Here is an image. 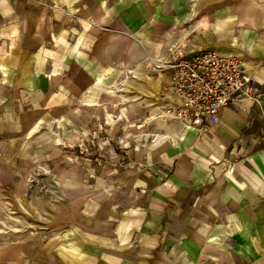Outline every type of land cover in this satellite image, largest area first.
Instances as JSON below:
<instances>
[{
  "label": "crops",
  "instance_id": "crops-1",
  "mask_svg": "<svg viewBox=\"0 0 264 264\" xmlns=\"http://www.w3.org/2000/svg\"><path fill=\"white\" fill-rule=\"evenodd\" d=\"M178 39L240 55L264 92V0H0V137L65 164L87 109ZM123 144L95 173L61 167L57 227L14 264H264V103Z\"/></svg>",
  "mask_w": 264,
  "mask_h": 264
},
{
  "label": "rangeland",
  "instance_id": "rangeland-1",
  "mask_svg": "<svg viewBox=\"0 0 264 264\" xmlns=\"http://www.w3.org/2000/svg\"><path fill=\"white\" fill-rule=\"evenodd\" d=\"M184 45L183 41L173 42L167 55L161 57L169 56L170 48L173 47L176 53L182 52L186 47ZM153 59L155 57L149 56L142 63L145 64L142 72L150 75L153 80L161 79L163 87L158 96H146L144 85H139L135 75L129 73L142 64L124 69L118 83L110 88L101 103L87 109L90 112L86 116L87 125L91 127L86 125L84 141L75 144L65 141L58 146L59 157L63 156L65 164L52 159H35L40 156L25 137H0V264H14L19 251L28 248L30 243L34 245V241H40L43 246L50 234L46 235L47 229L57 227L54 214H57L58 207L64 205L58 175L61 167L80 166L95 173L98 167H102L99 159L104 162L110 159L111 148L120 152L124 150V141L141 143L135 136H127L130 127L143 125L149 119L151 132L158 130L163 133L167 132V124H177L168 118L165 111L171 94L169 87L172 72L159 71ZM127 74L131 75L130 85L134 86L131 92L125 91L128 95L120 89ZM152 99L159 103L156 109L152 108ZM115 102L118 103L116 108L113 106ZM131 104L133 106L130 110L125 107ZM56 127L59 128L58 124Z\"/></svg>",
  "mask_w": 264,
  "mask_h": 264
},
{
  "label": "built area",
  "instance_id": "built-area-1",
  "mask_svg": "<svg viewBox=\"0 0 264 264\" xmlns=\"http://www.w3.org/2000/svg\"><path fill=\"white\" fill-rule=\"evenodd\" d=\"M173 48L169 56L153 59L159 71L172 72L168 118L205 131L234 102L252 99L263 105L264 92L240 55L209 47L178 53Z\"/></svg>",
  "mask_w": 264,
  "mask_h": 264
},
{
  "label": "bare ground",
  "instance_id": "bare-ground-1",
  "mask_svg": "<svg viewBox=\"0 0 264 264\" xmlns=\"http://www.w3.org/2000/svg\"><path fill=\"white\" fill-rule=\"evenodd\" d=\"M144 65L145 64L139 65L136 70H132L129 73L131 75L132 74L135 75V79L137 80V83L139 85L140 84L141 85H144V87H145L144 92H145V95L146 96H154V97L155 96H158L159 92L162 90V87H163L162 81H161L160 78L157 79V80H153V78L150 75H146V73L144 74L142 72V69H143L142 67H144ZM130 74H127V79L123 80V88L122 89L124 91H127V92H131L132 88L134 87V86L130 85V81H131L130 80L131 79L130 78V76H131ZM152 100H153L152 101V104H153L152 108L153 109H156V106H158L159 103L156 101V99H152ZM156 120H158V119L156 118ZM149 121L150 120L147 119V121L143 125L130 127V130L128 131V135L127 136L128 137L135 136L137 139H140L141 141H144V142H148V141L149 142H152V141H154L156 139H166V138L170 137L172 135V133L176 130V125L175 124H172V125H168L167 124L166 125L167 132H163V133L151 132V130H150L149 126H148ZM161 121L163 122L164 120H161ZM157 122H159V120ZM159 124L161 125L160 122H159Z\"/></svg>",
  "mask_w": 264,
  "mask_h": 264
}]
</instances>
